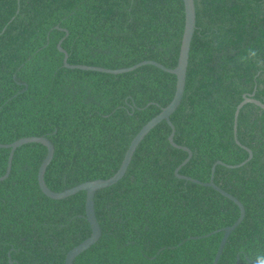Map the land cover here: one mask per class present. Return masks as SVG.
Wrapping results in <instances>:
<instances>
[{
  "label": "trees",
  "instance_id": "trees-1",
  "mask_svg": "<svg viewBox=\"0 0 264 264\" xmlns=\"http://www.w3.org/2000/svg\"><path fill=\"white\" fill-rule=\"evenodd\" d=\"M182 101L171 115L173 141L192 156L179 170L213 182L244 207L217 264H254L264 254V0H194ZM183 0H0V144L46 137L54 147L44 180L54 192L108 179L138 131L172 100L176 77L153 65L107 74L63 67L128 68L154 61L175 68ZM67 34H66V32ZM259 65L241 63L247 50ZM165 121L136 148L124 176L94 196L101 237L73 264H212L239 208L211 187L175 176L187 153L173 147ZM9 149L0 148V177ZM39 143L18 147L0 181V264H64L91 234L85 192L45 196ZM210 234L209 236H206Z\"/></svg>",
  "mask_w": 264,
  "mask_h": 264
},
{
  "label": "water",
  "instance_id": "water-1",
  "mask_svg": "<svg viewBox=\"0 0 264 264\" xmlns=\"http://www.w3.org/2000/svg\"><path fill=\"white\" fill-rule=\"evenodd\" d=\"M183 5H184V14H185V21H184V30H183V35L181 39V44H180V49H179V55H178V60L175 68L173 69H168L164 67L163 65L154 62V61H143L138 64H135L131 67L128 68H121V69H106L102 67H94V66H86V65H70L67 62L68 55L67 53L61 48V42L63 39H61L58 44H57V49L59 52H61L64 57H63V67L68 68V69H79V70H84V71H94V72H100V73H107V74H122V73H127L131 72L141 66L144 65H153L159 69H161L164 72L170 73L175 75L176 77V84H175V92L174 96L171 100V102L164 108H162L161 112L157 114L155 117H153L151 120H149L139 131L138 133L133 137L131 140L124 157L121 161V164L118 168V170L115 172L113 176H111L108 179H97L93 181H88L81 183L77 186H74L72 188L66 189L62 192H54L51 191L44 180V175L47 166L51 162L54 154V147L52 143L44 136L41 137H24L20 138L10 144H0V148L4 149H9V155H8V161H7V167L5 174L0 177V181L5 180L11 169V162H12V157L14 154V151L25 144L29 143H39L43 145L46 148V155L39 166L38 173H37V182L38 186L41 190V192L47 196L50 199L53 200H61L65 199L67 197L73 196L77 194L78 192L84 191L85 192V218L90 226L91 229V234L88 238L83 240L81 243H79L77 246L73 247L71 250H69L65 256L64 259V264H73L75 259L84 251L89 249L92 245H94L99 238L101 237V228L99 226V223L96 219L95 216V211H94V196L97 191L108 188L114 184H116L125 174L130 161L132 159V156L140 144V142L144 139V137L154 128L156 127L160 122L165 121L168 126L171 129V132L168 136V141L169 143L175 147L184 150L187 153L186 159L175 169L174 174L177 178L186 180V181H191L193 183L206 186V187H211L218 193H220L222 196L228 198L231 200L237 207L239 208V217L237 220L228 227H224L221 230H217L216 232H222V238L220 240L217 252L215 254V257L213 259L212 264H217L219 261V258L222 254L223 248L225 246V243L232 233V231L241 223V221L244 218L245 215V210L243 205L233 196L230 194L226 193L225 191L221 190L218 186H216L213 182V173L215 170L216 165H223L226 166L227 168H238L246 164L249 160L252 158V152L245 147H242L237 140L236 136V131H237V118L240 109L245 105V104H253L260 109L264 110V104L258 101L257 99L254 98V92L248 95H244L242 101L237 105L235 112H234V121H233V134H234V140L235 143L242 148H244L248 152V157L245 161L238 165H225L222 162L218 161L216 162L212 169H211V178L207 183H202L198 180L192 179L190 177L182 176L179 174V170L181 167H183L191 158L192 153L191 151L186 148V147H181L178 146L174 143L173 138H174V126L172 125L170 121L171 115L176 111V109L179 107L184 90H185V83H186V73H187V66H188V59H189V51H190V44L191 40L196 28V16H195V5H194V0H183ZM66 32V31H65ZM67 34V32H66ZM210 234L206 235L209 236Z\"/></svg>",
  "mask_w": 264,
  "mask_h": 264
},
{
  "label": "clouds",
  "instance_id": "clouds-1",
  "mask_svg": "<svg viewBox=\"0 0 264 264\" xmlns=\"http://www.w3.org/2000/svg\"><path fill=\"white\" fill-rule=\"evenodd\" d=\"M253 62L259 65L258 52L255 49L249 48L245 56L241 58V63ZM254 264H264V254H260L255 258Z\"/></svg>",
  "mask_w": 264,
  "mask_h": 264
}]
</instances>
